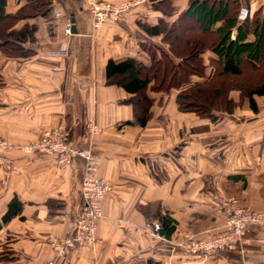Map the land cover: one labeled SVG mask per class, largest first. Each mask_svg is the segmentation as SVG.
I'll return each mask as SVG.
<instances>
[{
    "label": "crops",
    "instance_id": "1",
    "mask_svg": "<svg viewBox=\"0 0 264 264\" xmlns=\"http://www.w3.org/2000/svg\"><path fill=\"white\" fill-rule=\"evenodd\" d=\"M105 1L134 5L118 20L95 27L86 0H53L47 14L30 1L7 0V14L26 13L8 31L28 25L34 33L21 43L26 55L9 56L0 49V138L20 147L45 130L67 126L72 145L99 156V175L113 188L103 202L97 244L56 257L50 237L72 236L84 206L85 160L75 157L61 169L50 155L12 150L18 171L7 174L0 166V264L53 259L56 264H264V226H253L233 251L204 257L182 248L187 238L224 227L227 197L264 211V96H254L253 110L247 92L232 89L228 96L237 106L215 110L213 120L181 111V89H147L154 101L151 117L141 125L128 101L133 94L107 83V62L132 57L151 65L152 50L173 55L162 34L151 36L140 24L163 20L178 29L190 0ZM237 2L239 22L242 6L250 8V20L264 17V0ZM62 10L75 18L77 33L64 34L65 17L55 15ZM63 46L67 54L58 53ZM203 57L206 76L194 75L192 82L214 76L215 54L208 48ZM251 69L245 66L244 75ZM92 125L99 132L93 133ZM15 197L23 206L4 222ZM160 213L176 221L170 236L149 229Z\"/></svg>",
    "mask_w": 264,
    "mask_h": 264
},
{
    "label": "trees",
    "instance_id": "2",
    "mask_svg": "<svg viewBox=\"0 0 264 264\" xmlns=\"http://www.w3.org/2000/svg\"><path fill=\"white\" fill-rule=\"evenodd\" d=\"M44 10L51 11L53 0H27ZM7 0H0V49L9 56L28 53L21 43L27 37L33 39L34 28L28 25L20 31H8L15 21L26 13L22 10L15 14L6 13ZM237 0H190L182 12L181 19L196 22L192 31L177 33L176 26L163 20L150 26L140 24L151 36L163 35L171 43L173 55L166 52H151L152 63L145 65L135 58L128 57L121 61L109 59L106 65L107 83L122 86L133 94L128 101L134 106L136 119L145 125L151 117L154 99L147 94L153 91L181 89L177 96L179 109L194 112L199 116L212 117L215 110L232 111L236 106L228 93L232 89L247 92L253 110H257L255 95L264 96V17H250L239 22ZM29 14V13H27ZM251 15V14H250ZM182 22V21H181ZM182 25L179 24L178 28ZM237 28V36L232 39V31ZM253 34L254 39H249ZM210 48L215 58L211 66H217L214 76L205 81L192 82V76H206V62L203 53ZM17 53V54H16ZM252 69L244 75L243 65ZM245 64V65H246ZM252 73V74H250ZM23 204L14 198L10 204L4 222L9 221L22 208ZM158 221L167 236L175 230L176 221L169 213L158 214Z\"/></svg>",
    "mask_w": 264,
    "mask_h": 264
},
{
    "label": "built area",
    "instance_id": "3",
    "mask_svg": "<svg viewBox=\"0 0 264 264\" xmlns=\"http://www.w3.org/2000/svg\"><path fill=\"white\" fill-rule=\"evenodd\" d=\"M92 5L93 15L98 21L110 16L113 19L119 18L128 11L133 2H126L122 6L105 4L99 0H86ZM251 10L248 6H242L239 11V19L249 18ZM57 17H65L63 22V32L72 35L73 22L71 16H65L62 11H56ZM67 54L66 46L58 52ZM19 148L13 146L7 140L0 138V166L7 174L18 171L13 164L9 153ZM26 153H32L37 149L56 156L61 169H66L75 157L86 159V172L82 182V192L84 196V206L81 214L76 220V230L70 237L55 236L51 239V244L55 249L57 257L66 256L71 250L91 246L95 242V229L98 218L101 216L102 201L109 190L111 182L96 174L100 165V158L91 150H83L72 145L70 140V130L67 126L60 125L52 129L45 130L40 139L31 141L20 146ZM222 206L226 212V222L221 230L208 231L201 237H191L182 246L192 254H199L208 257L222 251H233L237 249L242 237L249 232L251 225L264 222V213H256L244 207L237 198L227 197L223 200ZM149 229L156 235L162 229L160 222L155 221L149 224ZM42 264H56L55 259Z\"/></svg>",
    "mask_w": 264,
    "mask_h": 264
},
{
    "label": "rangeland",
    "instance_id": "4",
    "mask_svg": "<svg viewBox=\"0 0 264 264\" xmlns=\"http://www.w3.org/2000/svg\"><path fill=\"white\" fill-rule=\"evenodd\" d=\"M99 1H101V2H104L105 4H113V5H115V6H122L123 4H125L126 2H131V1H121V2H116V3H113V2H110V1H105V0H99ZM85 4L89 7V9L92 11V13H93V10H92V5H90L87 1L85 2ZM165 6H166V4H165ZM133 7V6H132ZM131 7V8H132ZM130 8V9H131ZM165 8H167V7H165ZM62 12H63V10H62ZM127 12V11H126ZM126 12H124V14L126 13ZM55 15H56V12H55ZM65 15V14H64ZM65 16H69V15H65ZM122 16V15H121ZM120 16V17H121ZM119 17V18H120ZM93 18H94V26L95 27H100L106 20H108V19H112V20H118L119 18H117V19H113V18H111L110 16H108L107 18H104L103 20H101V21H98L97 20V18L93 15ZM194 26H195V24H194V22H192L191 20H186V21H184L183 23H182V26L181 27H179L178 28V31H177V33L179 34V33H185V32H187L188 30H193L194 29ZM196 27V26H195ZM66 35V34H65ZM1 36V35H0ZM61 50V49H60ZM59 50V51H60ZM17 54V53H16ZM20 55V54H19ZM246 64V63H245ZM243 65V67H242V69H244L245 68V66H248L247 64L246 65ZM249 72V70H245V72ZM250 74H252V73H250ZM92 128H91V130L93 131V133H97V132H99V130H100V128L98 127V126H96V125H92L91 126ZM44 132V131H43ZM42 132V133H43ZM42 133L40 134V136L38 137V138H36L35 140H37V139H40L41 138V135H42ZM3 139V138H2ZM35 140H33V141H35ZM71 140V139H70ZM13 145V144H12ZM14 146V145H13ZM20 151H22V152H24L22 149H20V147L18 148ZM34 152H38V153H42V154H47V155H50V156H52V157H54L55 158V160H56V163H57V165H58V162H57V158H56V156L55 155H53V154H50V153H46V152H42V151H40V150H36V151H34ZM24 153H26V152H24ZM33 153V152H32ZM26 154H30V153H26ZM82 158V157H81ZM84 159V158H83ZM85 160V169H84V174H85V172H86V159H84ZM73 161V160H72ZM72 163V162H71ZM70 166V165H69ZM68 166V167H69ZM100 166V165H99ZM99 166H98V169L96 170L97 172H96V174L98 175V176H100L99 175ZM58 167H59V165H58ZM67 167V168H68ZM17 168V167H16ZM60 168V167H59ZM66 168V169H67ZM16 173V172H15ZM84 177V176H83ZM100 177H102V176H100ZM103 178V177H102ZM108 180V179H107ZM82 182H83V179H82ZM112 188H113V184L111 183V190H112ZM81 190H82V183H81ZM111 190H109L108 192H107V194L111 191ZM106 194V195H107ZM82 195H83V192H82ZM106 195H105V197H106ZM105 197H104V199H105ZM232 197V196H231ZM83 198H84V196H83ZM235 198V197H234ZM237 198V197H236ZM104 199H103V201H102V210H101V216L98 218V220L103 216V202H104ZM85 200V199H84ZM244 207H246V208H249V207H247V206H244ZM83 209V208H82ZM249 209H251V208H249ZM251 210H253V209H251ZM253 211H256V213H264V211H257V210H253ZM81 212H82V210H81ZM81 212H80V214H81ZM79 214V215H80ZM78 215V216H79ZM77 216V217H78ZM77 217H76V220H77ZM98 220H97V223H98ZM225 222H226V220H225ZM253 226H264V222L263 223H261V224H257V225H251V227H250V229L253 227ZM96 229H97V224H96ZM96 229L94 230L95 232V242L91 245V246H84V247H93L95 244H97V242H98V240H97V237H96ZM75 230H76V221H75ZM208 231H213V230H207V231H205L203 234H206V232H208ZM75 233V232H74ZM74 235V234H73ZM53 237H55V236H52V237H50V241H51V239L53 238ZM191 237H201V236H191ZM191 237H189V238H191ZM189 238H187L186 240H184L183 241V243L182 244H184L187 240H189ZM52 245V244H51ZM53 247V246H52ZM79 248H81V247H79ZM83 248V247H82ZM182 248L184 249V247L182 246ZM53 249H54V247H53ZM185 250V249H184ZM54 251H55V249H54ZM57 257V256H56Z\"/></svg>",
    "mask_w": 264,
    "mask_h": 264
},
{
    "label": "water",
    "instance_id": "5",
    "mask_svg": "<svg viewBox=\"0 0 264 264\" xmlns=\"http://www.w3.org/2000/svg\"><path fill=\"white\" fill-rule=\"evenodd\" d=\"M72 22H73L72 32H73V33H77L78 30H77V26H76V24H75V18H72ZM163 233H164V229H161V230H160V234H163Z\"/></svg>",
    "mask_w": 264,
    "mask_h": 264
}]
</instances>
